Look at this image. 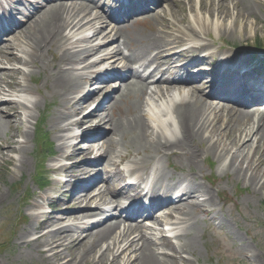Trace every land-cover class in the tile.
Wrapping results in <instances>:
<instances>
[{
  "label": "bare ground",
  "instance_id": "6f19581e",
  "mask_svg": "<svg viewBox=\"0 0 264 264\" xmlns=\"http://www.w3.org/2000/svg\"><path fill=\"white\" fill-rule=\"evenodd\" d=\"M22 1L0 0V13L6 16L8 15L10 18H12V14L15 16L20 14L21 16V22L19 21L20 26L17 32L3 45V49L7 55L10 53H19L17 57L13 54L9 55V62L18 63L19 65L24 63L21 68L16 70L14 77L17 76L19 79V76H22L19 83L21 86H26L36 69L40 71V69L47 70L49 68L46 64L47 62H45V57L50 53L51 49L52 51H60L64 56L73 57L76 61L82 60L81 52L85 48L76 45L77 43L74 42V38L78 36V41L80 37L84 38L83 31H76V28L78 29V26H88L93 22V18H86L85 16L87 15L86 11L91 8V5L94 6V4L91 1L81 2V9H78L73 7V4L71 7L62 8L61 5H48L46 3L33 9L34 2L22 3ZM18 2H21V4L15 6ZM236 2L237 4L233 0L228 2L231 5V9L224 4L214 6V12L212 14L208 13L207 9L203 12V8L197 9L193 7L192 11L184 9L183 12H193L192 18L190 19H184V15H181L178 9V20L182 23H188L190 20L189 26L185 29L183 26L172 22L170 29L175 34L176 40L180 41L179 43L183 42V38H188L189 40L197 42L198 45L203 47L207 46L208 48L213 43L222 40V37H231L234 39L237 33L242 34L246 32L250 35L256 33L258 31L257 28L250 29L247 25L237 27L238 18H235L234 15L240 9V5L239 0H236ZM251 3L252 1L250 0H244L242 3L243 9L249 8ZM29 9L30 12L34 10V12H31L32 15L28 14ZM215 11H220V13L215 14ZM208 14H210L209 18ZM250 14L251 11L249 12ZM171 19L175 18L172 16ZM57 30L62 32L59 43L49 41V39L53 38V34ZM133 35L140 38L141 32L138 30L134 31ZM204 38L206 39L203 42ZM209 41L211 44L208 43ZM50 46L53 48H50ZM42 51V55L39 56V53ZM218 53L219 51L212 52L211 57L214 59ZM220 58L226 59L225 55H222ZM221 59H219V64L223 65ZM237 62L242 63V60H238ZM32 66H34V70H32ZM69 69V73L63 75L61 79L56 81L61 87L57 92L60 98V109L53 118V126L58 132L57 139L63 146L66 156H71L70 151L74 149L75 143L78 140V136L73 131V127L74 125H79L77 121H82V115L76 108L75 112L66 110L65 108L71 101L70 99L76 100L78 98V94L81 93V77L85 78L88 75L86 73H78V65L76 62L72 63ZM0 71L6 72L5 78H0V88L7 93L8 97H17L16 92L6 90L10 83L11 71H8L6 68H0ZM243 87L241 86L240 88L242 89ZM178 89L181 93L187 95H180L181 99L179 103H166V107L169 108L170 117H167L166 114H161L160 117L149 116L144 123L142 122L144 128L141 132L144 133L145 131L143 140L133 141V143L125 141L127 146L134 147L135 151H140L164 144H170L176 148L184 142L185 153L190 156L195 166H199V161L202 159V156H214L218 163V172L221 175L228 174L229 172L236 174L237 176L243 177V183L251 187L256 194L264 193V123L262 129H259L257 126L253 127L250 124L242 122L241 117H236V110L224 106L222 101H216L217 107H213L202 93H196L194 95L191 89H186L185 87H179ZM22 93L20 100L25 103L21 105V116L17 113L16 108L11 105L7 110L14 111L13 115L10 116L12 113H7L0 119V129L10 131V139L16 138L20 124L26 123L25 126L27 127L26 130L22 131V136L17 138L18 146H13L9 142L1 144L0 160L7 158L11 152L20 150V153H17L16 156V171L18 172L12 175V178H15L17 174H22L25 170L24 168L27 166L24 152L28 144V128L35 116L34 110L39 106L37 97L31 92L24 91ZM228 115H231V118L228 119L230 122L222 118ZM140 116L144 119L145 113ZM217 117L219 118L217 119ZM151 131L157 132L156 139L152 138ZM193 137L196 139V142H194ZM115 138L116 135L112 133L111 145L115 143ZM116 145H118V152L123 154V145L120 146L119 141H116ZM261 154L262 156H260ZM83 160V158L78 157L77 163L83 164ZM119 160L114 157L113 161L117 163ZM131 162L137 163L136 160ZM77 163H74V165ZM64 166L65 164L62 161H59L57 164L58 168ZM78 169L80 167H77ZM184 180L182 179L177 182H184ZM188 190L191 191L190 196L180 201V204L184 203L176 211L188 214L191 210L199 208L204 213H208L207 206L213 201L209 192L203 186L199 188H192L189 185L182 187L183 194ZM52 191L55 190L52 189ZM52 201V196L47 195L44 199V204L45 202L51 203ZM4 202L5 196L0 191V208L4 205ZM13 203L14 201L9 202L8 207H12ZM41 205V203L36 201L32 203L27 213L31 219L29 227L26 229H18L20 234L17 236L15 244L18 245L19 258L28 260L32 254H37L42 258L43 264H78V262L82 264L81 259H85V255L96 253L94 246L87 245V236L81 241V233L79 231L73 232L68 230L69 227L75 225L84 229V223H75L73 220L75 219V211L77 210H68V212L53 216L46 215L43 212L32 213L33 210L39 208ZM184 224H181L179 227L174 225L173 228L165 232L167 235L171 234V237L174 238L179 231H183L182 235H184V231L192 228V226ZM122 235L123 233H120V237ZM173 240L175 241V239ZM128 242H117L113 245L127 247ZM64 246L65 248L63 249L62 247ZM163 246L167 248L172 247L177 253H182L184 248L181 244L175 245L170 239L168 242L167 240L164 241ZM244 248L247 249V246L244 245ZM147 252L149 251L147 250ZM109 253L108 249V263L110 262L108 258ZM156 259L157 262H153L155 264H179L174 259L170 263L165 260H160L158 257ZM143 261V264H149L153 261V257H145ZM184 262L191 264L188 260H184ZM116 263L127 264L124 258ZM0 264L9 263L4 261V258L0 256Z\"/></svg>",
  "mask_w": 264,
  "mask_h": 264
},
{
  "label": "rangeland",
  "instance_id": "374dc122",
  "mask_svg": "<svg viewBox=\"0 0 264 264\" xmlns=\"http://www.w3.org/2000/svg\"><path fill=\"white\" fill-rule=\"evenodd\" d=\"M224 5H226L227 7H229L231 9V5L228 2H225ZM208 11L210 10V8H205ZM203 9V11L205 10ZM255 21L258 23V25L256 26ZM242 25H247L248 28H258L259 32L257 35L250 37L251 35L244 32L242 34L237 33L234 40L230 39L231 41L238 43V41H242L243 39H249L248 42H252V40L257 36L259 39H264V13H260L258 14L257 12L253 11L252 15H245L243 16L240 21L238 22L237 26H242ZM254 34V33H253ZM252 34V35H253ZM31 185V184H30ZM240 186V185H239ZM241 187V186H240ZM238 203L241 205L240 208L244 209L245 214L244 217L239 216L238 214V208L236 207H232V212L233 214H235L236 219L238 220H244L245 217L247 216H251V217H257L260 218L262 215V211H260L259 207L257 206V204L253 205L251 203V199L250 196H248L246 193L241 194V196L238 199ZM6 205V202H4V205L2 207V209H0V244H5V246L9 245V240L11 237V234L13 233V229L14 227L12 226H6L3 227L5 224L3 223V221H5V219L7 218V213H8V209H3L4 206ZM17 207V205H16ZM15 207V208H16ZM19 217L16 218V222H18ZM242 225L244 227H248L249 229L253 228L252 231H254V233L248 238H243L244 241H239L237 239L233 240L230 237L231 240V246L232 249L233 248V242L236 243L237 247H240L243 242L245 244L249 245V249L251 248L253 251V247L252 244H250V238H256V245H262L264 247V229L259 228L258 226H253V225H247L244 222ZM209 250V256H211V254H213L214 252L216 253V246L213 245H209L208 247ZM9 258H12V253H9L6 249V251L4 252ZM203 253L207 254L206 251L203 249ZM261 260L264 261V255L261 257ZM38 260L34 261L32 264H40L37 262ZM222 264H245L247 263L246 260H243V256L241 254L240 251H235L232 250V252L230 251L229 255H224L222 257ZM27 264H31L29 262H27Z\"/></svg>",
  "mask_w": 264,
  "mask_h": 264
}]
</instances>
